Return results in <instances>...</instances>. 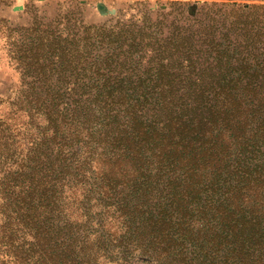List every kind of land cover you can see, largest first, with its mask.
<instances>
[{
  "label": "trees",
  "instance_id": "1",
  "mask_svg": "<svg viewBox=\"0 0 264 264\" xmlns=\"http://www.w3.org/2000/svg\"><path fill=\"white\" fill-rule=\"evenodd\" d=\"M213 6L218 11L209 8L205 25L194 17L177 30L173 21L166 40L161 27L140 26L125 53L118 35L111 59L117 71L110 56L97 61L108 72L84 91L86 101L77 93L70 153L61 148L56 160L35 154L29 169L0 175V264L73 263L76 234L61 212L60 190L72 169L103 208L121 207L132 222L134 203L143 207L144 235L160 240L165 253L179 241L185 264H250L252 221L259 219L253 215L264 213V7ZM147 55L153 74L123 75L121 67ZM50 95L65 104L60 92ZM58 160L65 164L60 171L53 167ZM196 212L203 216L202 244L186 221ZM127 243L121 238L106 252L127 259Z\"/></svg>",
  "mask_w": 264,
  "mask_h": 264
},
{
  "label": "rangeland",
  "instance_id": "2",
  "mask_svg": "<svg viewBox=\"0 0 264 264\" xmlns=\"http://www.w3.org/2000/svg\"><path fill=\"white\" fill-rule=\"evenodd\" d=\"M213 5L224 10L237 5L247 10L252 6L264 7V0H0V175L29 169L35 154L43 160L44 156L56 160L61 148L65 154L70 153L71 143L77 139V128L72 123V108L79 99L77 93L91 90L99 72H108L97 61L110 56V68L117 71L111 59L118 35L125 39L121 47L125 53L138 36L140 26L161 27L160 39L166 40L173 21L177 30L185 25L183 21L194 17L202 18V24H207L211 11H218ZM202 12L209 16H202ZM221 23L216 25L224 29ZM150 61L151 55H147L136 66L130 68L129 61L120 70L133 80L146 77L155 72L156 67ZM108 75L115 77V73ZM51 92H60L65 104H59V100L52 102ZM87 98L84 92L81 100ZM63 107H70L68 113L64 110L69 120H64L61 114ZM51 108V115L46 114ZM86 133L87 130L85 137ZM56 165L53 167L60 171L65 164L58 160ZM92 168H97L96 162ZM68 175L71 178L64 189L69 190L65 193L61 186L60 190H63L61 212L76 234L72 264H185L181 261L184 249L179 241L173 243L171 253H165L160 240L154 244L150 236L144 235L141 214L145 209L137 206L138 203L133 205L136 215L131 222L123 208L107 210L96 199H90V186L83 183L85 178L74 177V169ZM119 188L127 191L129 187ZM256 197L261 196H255L254 200ZM199 206H195L197 212ZM255 207L260 208L258 204ZM197 212L189 215L191 218L187 216L186 221L191 223L190 230H195L194 237L202 244L203 216ZM178 215L173 216L174 222ZM64 217L60 221L62 226L66 223ZM253 217L259 219L252 221L257 226L253 229L250 264H264V213H255ZM121 238L128 241L127 259L117 260L114 257L118 251L109 255L106 247L116 245ZM193 257L197 259L196 254ZM190 264L202 263L193 260Z\"/></svg>",
  "mask_w": 264,
  "mask_h": 264
}]
</instances>
